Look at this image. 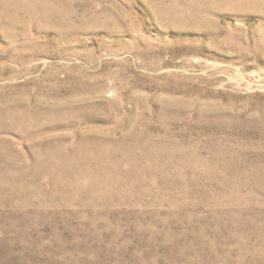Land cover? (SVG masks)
Returning <instances> with one entry per match:
<instances>
[{
  "label": "rangeland",
  "instance_id": "1",
  "mask_svg": "<svg viewBox=\"0 0 264 264\" xmlns=\"http://www.w3.org/2000/svg\"><path fill=\"white\" fill-rule=\"evenodd\" d=\"M205 5L0 0V264H264V0Z\"/></svg>",
  "mask_w": 264,
  "mask_h": 264
},
{
  "label": "bare ground",
  "instance_id": "2",
  "mask_svg": "<svg viewBox=\"0 0 264 264\" xmlns=\"http://www.w3.org/2000/svg\"><path fill=\"white\" fill-rule=\"evenodd\" d=\"M170 1V0H169ZM177 1H179V0H177ZM232 0H193V2L194 3H199V5H200V3L201 2H203L204 4H205V2H207V5H208V2L212 5L211 7H210V10L212 9V7H214V6H220V5H222L224 2H227L228 4L231 2ZM234 2H237V3H241L242 1H246V0H233ZM190 3H192V2H190ZM251 3V2H250ZM156 4V3H155ZM168 4H169V2H168ZM187 4H188V2H187ZM261 4V3H260ZM207 5H205L206 6V8H208V6ZM252 5V4H251ZM161 6V5H160ZM179 6V5H178ZM189 6V5H188ZM153 7V6H152ZM169 7V6H168ZM177 7V6H176ZM186 7V6H185ZM190 7V6H189ZM193 7V6H192ZM197 7V6H196ZM221 7V6H220ZM182 8H184V7H182ZM222 8V7H221ZM243 8V7H242ZM264 8V7H263ZM156 9V8H155ZM188 9V8H187ZM192 9V8H191ZM196 9H198V11H200L201 10V8H196ZM244 9V8H243ZM246 9V8H245ZM176 10V9H175ZM207 10V9H206ZM180 11V10H179ZM194 11V10H193ZM197 11V10H196ZM255 11V10H254ZM262 11V10H261ZM191 12V11H190ZM209 12V11H208ZM213 12V11H212ZM164 13V12H163ZM161 14V13H160ZM173 14V13H172ZM178 14V13H177ZM171 17V16H170ZM183 17H184V15H183ZM193 17V14H191V16H190V18H192ZM195 17V16H194ZM198 17V16H197ZM210 17V16H209ZM195 19V18H194ZM202 19V18H201ZM195 21V20H194ZM205 21V20H204ZM192 22V21H191ZM198 22V21H197ZM193 23V22H192ZM198 24V23H197ZM199 26V25H198ZM194 28V27H193Z\"/></svg>",
  "mask_w": 264,
  "mask_h": 264
}]
</instances>
